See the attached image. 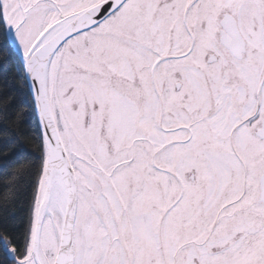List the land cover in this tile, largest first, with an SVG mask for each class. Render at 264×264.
I'll use <instances>...</instances> for the list:
<instances>
[{
	"label": "snow or ice",
	"instance_id": "6c2138e0",
	"mask_svg": "<svg viewBox=\"0 0 264 264\" xmlns=\"http://www.w3.org/2000/svg\"><path fill=\"white\" fill-rule=\"evenodd\" d=\"M0 264H264V0H0Z\"/></svg>",
	"mask_w": 264,
	"mask_h": 264
}]
</instances>
